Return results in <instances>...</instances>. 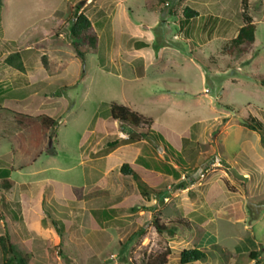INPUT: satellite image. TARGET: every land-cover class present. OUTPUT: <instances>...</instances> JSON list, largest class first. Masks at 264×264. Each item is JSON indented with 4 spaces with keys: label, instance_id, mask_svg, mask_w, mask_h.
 <instances>
[{
    "label": "rangeland",
    "instance_id": "1",
    "mask_svg": "<svg viewBox=\"0 0 264 264\" xmlns=\"http://www.w3.org/2000/svg\"><path fill=\"white\" fill-rule=\"evenodd\" d=\"M80 1L0 0V236L11 233L28 264H152L166 250L169 264H178L180 252L193 248L206 256L193 264H264V145L245 124L252 116L264 127V85L255 82L264 78V0H213L212 11L188 24L189 39L170 19L171 62L151 64L138 79L144 63L130 59L127 39L118 40L120 53L102 37L77 56L69 27L87 4ZM117 8L103 0L84 11L94 22ZM125 9L130 15V2ZM244 17L257 24L254 45L222 56ZM12 50L23 71L5 62ZM111 104L151 119L180 154L177 178L144 171L142 181L161 199L142 196L119 171L143 147L172 163L161 145L142 140L104 154L129 130L109 116ZM18 116L55 121L39 150L20 152ZM6 179L15 183L9 190ZM155 220L174 223V233H159Z\"/></svg>",
    "mask_w": 264,
    "mask_h": 264
},
{
    "label": "trees",
    "instance_id": "2",
    "mask_svg": "<svg viewBox=\"0 0 264 264\" xmlns=\"http://www.w3.org/2000/svg\"><path fill=\"white\" fill-rule=\"evenodd\" d=\"M75 12L74 20L69 27L71 46L76 52L80 59L84 58V52L82 48L84 47H95L98 42V38L93 31L92 23L88 17L83 13ZM197 13L189 8H184L181 13V18L183 22H189L195 19ZM261 24L264 26V2L262 4V15ZM256 26L250 19H247L239 29L236 36L228 40L221 49L222 56H241L248 52V50L254 45L256 40ZM13 44V43H11ZM145 45H141L140 48H144ZM5 62L10 66L16 68L18 71H23V63L20 61V55L16 50H12L11 54L5 59ZM255 82L264 85V78L255 79ZM223 108L232 111V106L224 104ZM109 116L114 120L119 122L121 125L127 127V139L125 140H113L107 143V148L104 150V154H108L120 146L131 145L139 141H149L154 143V147L158 148L160 145L164 148L165 157L170 159L172 163H164L161 161H156L151 157H148V147H143L141 154L136 158L133 164L124 163L121 165L119 171L123 176L131 177L136 185L139 193L148 197L154 194L156 198L161 199V193L154 191L149 188L142 180L144 171L147 169H152L154 172H164L173 177H179L178 171L172 166L174 163L178 168L182 169V162L180 159V154L175 152V150L169 146L168 143L154 131V122L145 118L142 115L131 111L125 106L111 104L109 107ZM20 120H24L25 127L18 134V140L20 142V152L28 153L29 150H39L42 144L45 142L46 138L50 139L51 130L55 126V121L48 116H42L39 118H33L29 116H18ZM247 128L253 132L260 134L262 144L264 145V127L261 125L259 120L249 116L245 120ZM145 126V127H143ZM172 158V159H171ZM14 181L11 179H6L2 182L4 189L9 190L14 186ZM101 217L103 219H111L109 212L101 211ZM174 224V223H173ZM172 223L169 226L160 224L158 220L154 221V227L159 233H174V227ZM179 224V223H177ZM52 225L56 228L60 223L52 221ZM0 252L3 256L4 262L6 264H28V260L31 258L19 251L12 239V235L6 232L4 236H0ZM10 255L11 258L5 261V258ZM169 251L166 250L163 254L156 257V262L152 264H169ZM252 256V257H251ZM259 256V252H251L250 258L256 259ZM206 256L199 249L193 248L188 250H183L180 252L178 257V264H193L197 262H203Z\"/></svg>",
    "mask_w": 264,
    "mask_h": 264
},
{
    "label": "crops",
    "instance_id": "3",
    "mask_svg": "<svg viewBox=\"0 0 264 264\" xmlns=\"http://www.w3.org/2000/svg\"><path fill=\"white\" fill-rule=\"evenodd\" d=\"M86 1L87 4L84 7H77L78 14L83 13L86 15L84 9L92 3H95V1L103 0H81L79 4L82 6ZM127 2H130V15H128V11L125 9ZM242 2L246 1L242 0ZM189 3L194 7H191ZM110 4L122 6L123 9L120 10L117 8V15H115L116 11H104L106 16L91 22L92 27L98 40L103 37L108 41H113V44H116L115 50L118 51V53L124 51V49L119 46L120 38L121 40L127 39L130 42V50L128 52L126 50L127 53H130V59L141 60L144 63V72L141 74L138 72V75H135L133 79L145 77L151 64H155V67H157L159 65H165L166 62L163 63V61L171 62L168 54L169 47L164 38V34L167 33L171 22L174 26L179 28V32L183 30L181 33L186 39H189L191 36L188 24L201 20L203 17L200 15V12L209 13L212 11V6L214 5L213 0H110ZM181 5H183L182 10L180 9L179 13L176 14V9ZM198 6H200V10L197 9ZM201 7H205V9ZM184 8L195 11L197 13L196 18L189 22H183L181 13ZM86 16L90 20V17L88 15ZM170 19H173V21L170 22ZM247 19V17H244V23H246ZM213 31V27H210L209 34H213ZM46 32H48V30ZM236 34L237 33H235V36ZM218 35L217 33V36ZM235 36H233V38ZM209 39L210 37H207V40ZM141 45H145V47L140 48Z\"/></svg>",
    "mask_w": 264,
    "mask_h": 264
},
{
    "label": "built area",
    "instance_id": "4",
    "mask_svg": "<svg viewBox=\"0 0 264 264\" xmlns=\"http://www.w3.org/2000/svg\"><path fill=\"white\" fill-rule=\"evenodd\" d=\"M128 137V136H127Z\"/></svg>",
    "mask_w": 264,
    "mask_h": 264
}]
</instances>
